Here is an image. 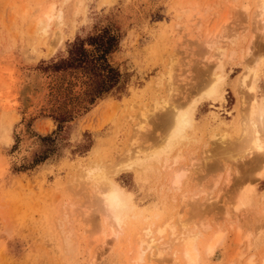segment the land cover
I'll return each instance as SVG.
<instances>
[{
	"label": "rangeland",
	"instance_id": "rangeland-1",
	"mask_svg": "<svg viewBox=\"0 0 264 264\" xmlns=\"http://www.w3.org/2000/svg\"><path fill=\"white\" fill-rule=\"evenodd\" d=\"M257 9L254 0H0V264H186L188 235L198 264H264V151H239L237 141L251 108H264ZM104 29L120 38L109 62L125 91L55 135L48 115L69 109L81 82L39 67ZM258 61L249 91L242 77ZM221 64L223 101L206 96ZM181 110L193 123L168 149L167 116ZM100 167L130 197L121 226L86 185ZM247 190L250 205L238 206ZM140 238L151 247L136 260Z\"/></svg>",
	"mask_w": 264,
	"mask_h": 264
},
{
	"label": "bare ground",
	"instance_id": "bare-ground-1",
	"mask_svg": "<svg viewBox=\"0 0 264 264\" xmlns=\"http://www.w3.org/2000/svg\"><path fill=\"white\" fill-rule=\"evenodd\" d=\"M254 4L258 8L257 10H258L259 19H262L259 22L260 23L263 22L262 24H264V0H254ZM249 8L246 7V10ZM53 9L54 8H52V10ZM52 17L53 16L50 15V13L47 14L48 19H51ZM58 17H59V19H61L62 13H60ZM262 26H263V30H264V25H262ZM218 50H220V49H218ZM219 54L221 56H224V51H222V49H221L219 51ZM262 61L256 62L257 65L255 68H251V66L250 67L246 66L247 71L245 70V73L243 72L244 73L243 77L240 76V77H242V86L247 88L249 91H253L255 89V86H254L255 84H254V80H253L252 76H253V72L260 67L261 63H263ZM219 63H220V61H219ZM216 65H218V64H216ZM219 67L221 70L223 68L222 64ZM223 72H224L223 69L221 70V73L216 74V73L212 72V75H211L212 77L209 80V84H207L208 85V91L206 93V96L214 97L215 99H217L219 101H223V99H224L223 85H224V80H225ZM167 118L169 119V122H170L172 128L170 129V132L166 138V140H167L166 143H167V148L172 149L174 147V145L177 144V142L180 139H182L183 141L186 139L185 131L187 128L191 127L192 123H193L192 111L189 110L187 112H184L181 110V112L170 113L167 116ZM241 132H242L241 138L237 139L238 142L240 140V142L238 143V146L240 148V149H238L239 151H243V150L246 151L247 150V151L251 152L250 153L251 155H253L255 152L261 153L264 151V108H263V105H262V107L258 105V106H254L251 108L250 114L246 115L243 118L242 131ZM226 136H227L226 134L221 136V140H220L221 144L224 142V139ZM260 159L261 158H259V160ZM127 166H128V162H127ZM91 168H93V167H91ZM119 168H117V169H119ZM121 169H122V167H121ZM91 170L88 171L87 176H86V178L89 182V184H87V182H86L87 187L91 185L90 188L92 191L90 190V188H88L91 191L90 193L92 194V192H93L94 198H98L100 200V203L102 204L104 213L106 215V220H110V222H112L116 226H121L122 224L125 223L124 222L125 218L127 219L130 212L132 211V205L130 204V197L128 195H126L123 192V190L112 179H110L108 177L109 175L106 173L107 171L105 172L101 167L96 169V170H93V171H91ZM125 170H127V169H125ZM129 170H131V169H129ZM84 177H85V175H84ZM179 181H180L179 178L176 177L174 179L173 185L175 186V185L179 184ZM251 192H252L251 190H247L241 196L240 200L238 201V203H239L238 206H245L246 207V206L250 205ZM151 224H150L149 228L146 229L148 232H151V230H152ZM166 226H168V225H166ZM165 231H166V227L161 226L158 228L159 234H163V233H165ZM173 234H175L174 230H173ZM194 236L195 235H192V236L188 235V236L184 237V239L179 240L180 245L182 247L179 250V252H180L181 257L184 259V262L186 264H198L199 263L198 243H197L196 237H194ZM145 244L147 245V248H143V246ZM217 245H218V235L214 241L210 242L207 245V248H206L207 255L211 256L214 253V250H215ZM149 247H151V245L147 244V239L140 238L139 243H138V247H137V251H136V260H141L143 253L147 249L150 250ZM158 255H160V253ZM248 264H254V263L252 261H250Z\"/></svg>",
	"mask_w": 264,
	"mask_h": 264
},
{
	"label": "trees",
	"instance_id": "trees-1",
	"mask_svg": "<svg viewBox=\"0 0 264 264\" xmlns=\"http://www.w3.org/2000/svg\"><path fill=\"white\" fill-rule=\"evenodd\" d=\"M120 38L109 29L88 36L85 39L77 40L69 45L65 58L51 61L39 67L44 73L55 76L69 77L80 80L81 89L75 96L74 104L69 108L57 106L51 110L50 117L56 124L54 134L62 132L63 126L76 118L85 115L90 108L98 101L114 94H123L126 82L119 69L109 62V56L116 52L119 47ZM69 85V82H67ZM65 90L71 87L67 86ZM49 140L50 137H42ZM54 150L41 153L33 164L37 165L49 158Z\"/></svg>",
	"mask_w": 264,
	"mask_h": 264
}]
</instances>
